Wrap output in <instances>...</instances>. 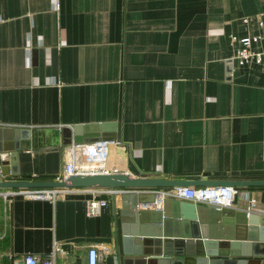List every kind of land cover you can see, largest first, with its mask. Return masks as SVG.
I'll use <instances>...</instances> for the list:
<instances>
[{
  "label": "crops",
  "instance_id": "crops-1",
  "mask_svg": "<svg viewBox=\"0 0 264 264\" xmlns=\"http://www.w3.org/2000/svg\"><path fill=\"white\" fill-rule=\"evenodd\" d=\"M249 36L264 52V0H0V129L101 124L115 137L108 165L122 174L199 184L179 188L264 181V63L240 64L233 40ZM67 147L20 151L18 175L0 182L57 181ZM236 188L230 209L264 216V188ZM175 190L136 192L158 200ZM121 194L0 198V264L27 255L89 264L93 247L97 264H124L115 229ZM95 195L108 206L90 216ZM245 228L235 231L239 246L216 252L264 264V227Z\"/></svg>",
  "mask_w": 264,
  "mask_h": 264
},
{
  "label": "water",
  "instance_id": "water-1",
  "mask_svg": "<svg viewBox=\"0 0 264 264\" xmlns=\"http://www.w3.org/2000/svg\"><path fill=\"white\" fill-rule=\"evenodd\" d=\"M108 127L110 126L89 124L71 128L18 129L12 132L0 129V141L2 137L4 140L7 136L9 138L7 144H3L0 148V154L8 153L7 159L0 158L1 174L3 177L18 175L17 163L20 151L99 141L113 142L115 137L104 133ZM189 185L199 184L164 179H136L127 174H119L73 176L65 182H0V190L121 191L123 209L119 215L117 213L115 215V229L117 250H120V235L122 237L123 254L126 257L124 264H244L237 260H223L225 255L219 254L216 250L228 246V243L239 246L240 240L234 238L239 226L242 229L253 226L264 227V216L230 208L219 209L215 206L196 205L170 197L163 199L162 206L158 207V210H152L150 207L157 202V194L136 192L140 189L155 190ZM217 185L264 188V181L221 182ZM113 195L116 197V192ZM140 205L145 210L140 209ZM218 225L224 227L225 231L219 234L215 232ZM259 242L263 243L264 240L261 239Z\"/></svg>",
  "mask_w": 264,
  "mask_h": 264
},
{
  "label": "built area",
  "instance_id": "built-area-1",
  "mask_svg": "<svg viewBox=\"0 0 264 264\" xmlns=\"http://www.w3.org/2000/svg\"><path fill=\"white\" fill-rule=\"evenodd\" d=\"M259 37L249 36L242 39L233 37L241 43V48L237 52V60L240 64L245 65L250 62L256 64L264 63V52H257L253 46L259 42ZM115 142L99 141L89 144H72L67 147L65 154V165L62 173L58 177V182H65L73 176L84 175H119L122 174L117 169L109 167L110 147ZM133 177V176H131ZM0 178H3L0 171ZM134 178V177H133ZM139 179V178H136ZM68 189H16V190H1L0 198L7 202L14 196H22L29 200L55 202L59 197H63ZM240 191L232 186H214L201 188H176L174 192L167 195H159L160 199L151 207H160L165 197L192 201L196 204L215 206L219 209L232 208L239 197ZM257 200L250 198L251 208L257 206ZM108 206V201L99 198L95 195L87 203V212L90 216H96ZM99 251L93 247L89 251V264H97ZM23 264H55L52 258H38L27 255L23 260Z\"/></svg>",
  "mask_w": 264,
  "mask_h": 264
}]
</instances>
